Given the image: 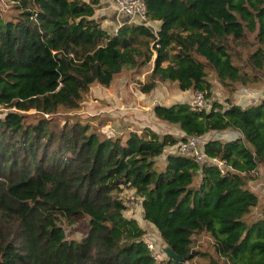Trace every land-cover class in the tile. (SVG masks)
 Listing matches in <instances>:
<instances>
[{
	"label": "trees",
	"instance_id": "16d2710c",
	"mask_svg": "<svg viewBox=\"0 0 264 264\" xmlns=\"http://www.w3.org/2000/svg\"><path fill=\"white\" fill-rule=\"evenodd\" d=\"M142 1L157 33L135 22L109 32L95 18L101 0H11L0 13V264H264V206L247 220L260 207L249 182L264 167V98L232 102L238 86L264 81V0ZM247 33L258 47L241 65L233 45ZM152 62L144 95L173 83L209 101L212 71L228 105H156L181 136L150 127L108 136L71 115L94 84L110 88ZM228 130L240 136L207 140L203 164L169 150ZM125 190L183 262L155 260L146 230L125 216ZM83 222L86 235L68 237ZM202 235L213 254L195 250Z\"/></svg>",
	"mask_w": 264,
	"mask_h": 264
},
{
	"label": "rangeland",
	"instance_id": "374dc122",
	"mask_svg": "<svg viewBox=\"0 0 264 264\" xmlns=\"http://www.w3.org/2000/svg\"><path fill=\"white\" fill-rule=\"evenodd\" d=\"M11 6V0H0V13L6 14ZM115 15L116 9L109 0H101L100 4L96 6L95 18L102 24L104 29L111 33H116V30H118L121 24H116ZM113 17H115V22L112 21ZM151 25L156 27L155 32L157 33L159 30L157 24L151 23ZM233 47L236 61L241 65H245L244 63H247L248 57L257 49L258 43L255 39V35L247 33L246 38L234 44ZM153 64L154 62L140 68L139 74L125 72L119 75L110 88H104L98 84H94L81 109L72 112L71 115L77 116L83 120L94 119L92 123L98 126V128L108 136L119 135L122 129L127 127L138 128L141 125L150 126V128L154 129L160 136L167 134L181 136V131L178 126L161 122L155 118L153 111L154 106L157 104L173 105L175 103H192L195 95L193 94V96L190 97V94L180 91L177 85L173 83L158 84L157 88L150 95H144L140 91V87L147 82L151 75ZM208 78L213 85V97L208 102H210L211 105L217 102L226 107L228 105L226 101L231 97V94L218 82L216 75L212 71L208 72ZM263 98L264 81L261 85L256 87L238 86L237 92L233 94L232 102L236 104L240 103L243 107H246L257 104ZM2 111H5V109ZM239 136V133L228 130L222 133L212 132L207 135L206 138L208 140L219 139L225 142L234 140ZM206 138L203 137L204 140H206ZM261 169L262 171L259 172L260 174L258 173L255 178H252L253 181L249 182L251 189L260 197V207L247 218L249 222L255 221L259 217L262 207L264 206V167ZM133 198H135V200L132 202ZM124 199H126L129 208H132L133 212L137 215V211L139 210L137 205L138 199L134 195H128V197ZM142 224L146 229V236L144 239L155 245L156 251L161 257L159 263L166 261L167 256L165 254V249L167 246L159 232L150 223L149 224L152 226L145 224L143 221ZM66 230L68 237L81 240L86 235L87 223L83 222L76 226L66 227ZM194 248L196 251L213 254V250L210 248L209 238L206 235L196 238ZM203 259L206 261L209 260L208 257Z\"/></svg>",
	"mask_w": 264,
	"mask_h": 264
},
{
	"label": "built area",
	"instance_id": "2783aa9c",
	"mask_svg": "<svg viewBox=\"0 0 264 264\" xmlns=\"http://www.w3.org/2000/svg\"><path fill=\"white\" fill-rule=\"evenodd\" d=\"M111 3L116 8L117 14L121 17H129L131 22L138 24H147V7L142 0H110ZM150 26V23H148ZM155 31V30H154ZM117 32V30H116ZM194 110L197 111H211V103L208 102L205 95L201 92L195 93V97L191 103ZM206 140L203 137H189L182 141L178 146L170 148L173 153H180L185 156L192 157L197 163L203 164L208 161V157L205 154ZM135 198L132 199V202ZM135 203V202H134ZM132 203V204H134ZM146 246L154 256L155 260L159 262L161 257L156 251L155 245L147 240H145Z\"/></svg>",
	"mask_w": 264,
	"mask_h": 264
},
{
	"label": "crops",
	"instance_id": "0c3cea01",
	"mask_svg": "<svg viewBox=\"0 0 264 264\" xmlns=\"http://www.w3.org/2000/svg\"><path fill=\"white\" fill-rule=\"evenodd\" d=\"M110 1V0H109ZM113 4V3H112ZM115 7V6H114ZM116 9V8H115ZM116 19H115V17H113L112 18V21L113 22H115V20H116V24L118 25V23H121L122 21H124L125 20V18L126 17H121V16H119L118 14H117V11H116ZM115 19V20H114ZM154 24H157V27H159L160 28V26H161V23H159V22H154ZM150 26H151V28L153 29V30H155L156 29V27L155 26H153V25H151V23H150ZM187 94H190L189 96L190 97H192L193 96V94L195 95V93L193 92V91H187L186 92ZM188 103H190V102H188ZM158 105V104H157ZM159 105H162V104H159ZM238 105H241L240 103H238ZM156 106V105H155ZM154 106V107H155ZM165 106H170V105H166L165 104ZM242 106V105H241ZM144 127H150V126H148V125H141V126H139L138 128H136V127H131V128H125V129H122L121 131H120V133H123V132H125V131H139V130H141V129H143ZM209 135V134H208ZM207 137V135L206 136H204V138H206ZM208 139L206 138V141H207ZM164 160H165V157H161L160 158V161H161V163L163 164L164 163ZM262 171V169H260L259 170V172H261ZM260 174V173H259ZM128 195H134V191H132V190H125L124 192H123V194H122V197H123V199L124 198H127L128 197ZM138 199V201H137V205H138V207H139V210L137 211V215L133 212V209L131 208H129V206H128V203L126 202V199H124L125 200V202H126V204H127V206H128V211H126L125 212V216L126 217H128V218H133V219H136L137 221H138V223L140 224V226L142 227V228H144L145 229V227H144V225L142 224V221L145 223V224H149L148 222H146L145 220H144V212H143V208H142V200L141 199H139V198H137ZM140 218H141V220H140ZM150 225V224H149ZM150 226H152V225H150ZM146 230V229H145Z\"/></svg>",
	"mask_w": 264,
	"mask_h": 264
},
{
	"label": "water",
	"instance_id": "95a60500",
	"mask_svg": "<svg viewBox=\"0 0 264 264\" xmlns=\"http://www.w3.org/2000/svg\"><path fill=\"white\" fill-rule=\"evenodd\" d=\"M124 23H131V19L126 17L124 21L121 22V25ZM165 254L169 260H174L175 262H183V258L174 253L170 248L165 249Z\"/></svg>",
	"mask_w": 264,
	"mask_h": 264
},
{
	"label": "clouds",
	"instance_id": "9594fccd",
	"mask_svg": "<svg viewBox=\"0 0 264 264\" xmlns=\"http://www.w3.org/2000/svg\"><path fill=\"white\" fill-rule=\"evenodd\" d=\"M121 25V24H120Z\"/></svg>",
	"mask_w": 264,
	"mask_h": 264
}]
</instances>
